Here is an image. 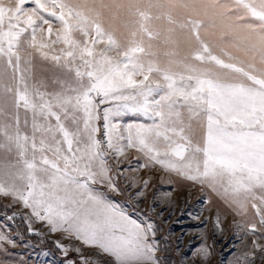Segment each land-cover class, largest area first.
<instances>
[{
	"label": "snow or ice",
	"instance_id": "6c2138e0",
	"mask_svg": "<svg viewBox=\"0 0 264 264\" xmlns=\"http://www.w3.org/2000/svg\"><path fill=\"white\" fill-rule=\"evenodd\" d=\"M117 14L128 38L105 24ZM154 42L170 47L166 62ZM127 113L151 123L122 126ZM0 149L15 156L0 163L6 208L21 206L29 232L62 233L70 243L57 248L79 257L69 264H97L91 248L115 264H166L150 218L95 187L122 195L127 179L143 195L150 177L123 175L128 150L140 168L215 193L252 237L234 264H251L264 253V0H0Z\"/></svg>",
	"mask_w": 264,
	"mask_h": 264
},
{
	"label": "rangeland",
	"instance_id": "374dc122",
	"mask_svg": "<svg viewBox=\"0 0 264 264\" xmlns=\"http://www.w3.org/2000/svg\"><path fill=\"white\" fill-rule=\"evenodd\" d=\"M110 2V0H105ZM31 6V5H29ZM106 26H111L115 34L121 38H128L130 30L127 27L128 18L124 14L115 16L106 15ZM153 50L161 63L166 62L165 55L171 49L163 42H154ZM103 107V106H102ZM23 112L21 122L23 123ZM122 126L135 123H151L150 120L133 113H127L119 118ZM102 124V121H100ZM0 149V163L14 160ZM109 163H112L111 158ZM144 163L141 154L135 150H128L121 161V166L129 169L124 177H136L138 180L150 177L147 189L139 198L135 196L137 188H129L127 179L120 181L125 189L122 195L109 191L107 188L97 189L116 203L122 211L139 222H150L157 229V238H165L167 244L161 240L162 249L157 252L158 257H165L166 264H234L236 257L250 249L252 237H244L235 227V217L227 205L210 189L198 183L185 180L176 174L165 173L158 166L149 169L140 168ZM115 167V165H113ZM11 203L10 197H0V232L7 235L13 243L0 242V264H69L71 260L79 261L75 251L67 256L54 243H70L63 240L62 233L52 234L49 229L40 223H33L32 227L39 234L29 232L28 225L20 217L24 210L19 204L6 208ZM182 207V208H181ZM163 212V215L159 213ZM17 214V218L10 220L7 217ZM219 214L223 231H213V219ZM205 222V223H202ZM79 244V242H73ZM264 243V241H261ZM202 245L209 247L210 255L204 260L199 254ZM85 256H91L97 264H115L113 258L97 255L94 248L85 249ZM251 264H264V253L255 251L254 257L249 258Z\"/></svg>",
	"mask_w": 264,
	"mask_h": 264
},
{
	"label": "bare ground",
	"instance_id": "6f19581e",
	"mask_svg": "<svg viewBox=\"0 0 264 264\" xmlns=\"http://www.w3.org/2000/svg\"><path fill=\"white\" fill-rule=\"evenodd\" d=\"M182 208V207H181Z\"/></svg>",
	"mask_w": 264,
	"mask_h": 264
}]
</instances>
